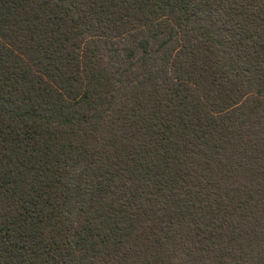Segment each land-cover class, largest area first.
<instances>
[{"label":"trees","instance_id":"trees-1","mask_svg":"<svg viewBox=\"0 0 264 264\" xmlns=\"http://www.w3.org/2000/svg\"><path fill=\"white\" fill-rule=\"evenodd\" d=\"M0 264H264V0H0Z\"/></svg>","mask_w":264,"mask_h":264}]
</instances>
